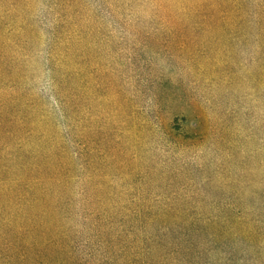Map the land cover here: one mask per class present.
I'll list each match as a JSON object with an SVG mask.
<instances>
[{"label": "rangeland", "instance_id": "rangeland-1", "mask_svg": "<svg viewBox=\"0 0 264 264\" xmlns=\"http://www.w3.org/2000/svg\"><path fill=\"white\" fill-rule=\"evenodd\" d=\"M0 34L67 152L46 263L264 264V0H0Z\"/></svg>", "mask_w": 264, "mask_h": 264}, {"label": "trees", "instance_id": "trees-1", "mask_svg": "<svg viewBox=\"0 0 264 264\" xmlns=\"http://www.w3.org/2000/svg\"><path fill=\"white\" fill-rule=\"evenodd\" d=\"M0 59V86L19 84L22 77L14 59L3 54ZM57 90L65 92V102L73 105L67 88ZM33 112L29 100L12 93L0 95V264H48L43 259L46 250L54 238L62 236L53 185L66 184L67 152L60 137L50 138L41 116L37 119ZM31 138L35 141L27 144Z\"/></svg>", "mask_w": 264, "mask_h": 264}]
</instances>
